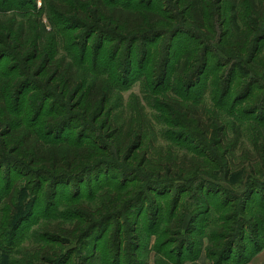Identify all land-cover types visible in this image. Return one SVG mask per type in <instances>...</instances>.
<instances>
[{"label": "rangeland", "instance_id": "1", "mask_svg": "<svg viewBox=\"0 0 264 264\" xmlns=\"http://www.w3.org/2000/svg\"><path fill=\"white\" fill-rule=\"evenodd\" d=\"M26 1L28 0L23 3ZM33 1L32 8L35 4L38 11L43 9L45 0ZM106 1L110 3L111 0ZM261 1L264 2V0H256L259 4ZM9 4L11 3L5 4V7ZM112 4L129 8H144L153 5V8L159 9L156 12L173 17L170 19L167 16L168 34L157 37L151 35L145 38L141 35L142 37L140 36L137 42H133L132 37L111 40L98 33H93L88 36V40L76 38L79 42L78 46L72 47L69 51L67 48L73 46L75 41L70 34L82 35L84 31L72 28L66 30L69 35L63 37L57 32L58 26L52 27L48 7L43 9L41 22L44 23L47 32H51V36L55 37L53 39L55 46L49 48L56 51V58L63 56L69 62L74 63V76L78 72L88 81L92 79L96 75L90 67L93 59L98 61L97 71L100 75L106 71L105 75L101 76L107 77L111 73L121 75L118 78L121 84H116V89H113L112 98L106 109L97 111L94 116L92 113H87L90 121L86 123L88 132H85V135H90L97 140L98 144L107 145L111 150L115 140L117 143L118 135H125V131L129 128L138 130L137 119L142 125L144 124L149 134L142 139L141 146L135 148L132 153L130 146H125L123 149L119 148L120 154L115 156L108 154L102 157V160L109 161L111 164L98 167V170L84 177L80 182L67 180L56 185L48 183L45 184V188H41L39 180L34 175L25 176L18 170L1 168L0 242L10 250L4 257V264H48L36 257L40 256L44 246L48 248V245H51L47 243L48 240L39 237L45 236L42 234L46 230L59 231L61 228L71 231L74 227L73 223L78 220L73 219L75 216L70 219L72 216L68 215L78 204L82 207L83 213H86V210L92 211L90 213L92 215L85 217L88 221L98 219L100 222V225L93 228L95 234L104 235V238L97 243L100 259L105 258L104 252L107 257H110L114 249L112 245L115 243L116 226H124V236L129 239L131 236L126 231L127 225L132 227L136 221L137 214H133L134 208L128 212L125 210L126 213L123 214L120 212L124 211V207L120 206L121 202L125 201L123 204H126L143 185L142 180L132 178L142 179L141 173L149 181L157 179L158 175L164 173L162 166L168 164L170 167L171 163H165L160 159V157L165 159L168 153H173L171 162H176L180 166L188 164L189 157L195 155L196 161H201L207 172L202 177L212 179L216 184L208 186L201 183L198 195L196 186L199 180H196L198 177L195 176L193 181L188 183L190 187H193V192L183 189L176 192L169 188L151 191L150 200L147 201L143 212L140 211L142 213L135 232L139 242L123 241V246L126 247V250L123 247L124 256H131L128 253H132L134 246L139 245L140 249L137 252L140 264H217L216 258L210 256L209 250L215 247L214 242L219 241V238L224 241L222 244L224 247L231 239L236 243L233 252L227 256L224 264H264V230L257 232L254 226L264 221V176H262L264 175V147L261 146L263 148L259 153L253 143L258 140L256 135L259 131H262L261 136L264 137V63L257 66V70L252 69L257 64L258 58L264 55V36L259 42L260 50L257 57L253 58L251 63L248 62L249 53L246 55V52H243L242 65L251 70L250 75H253L252 77H255L257 82L254 83V79L249 76H240L239 72L229 79L226 77L228 66H223L220 60L226 55L219 46L224 41L221 42L222 39L211 41L200 38L197 33L187 32L185 29L187 27L190 29L191 25L181 24L183 21L179 10L171 0H112ZM13 6L19 5L13 4ZM31 9L28 14L31 13ZM12 14L13 11H8V15ZM27 17L28 15L19 17V20L27 21ZM177 26L186 28H176ZM259 30V35H264V28L260 27ZM66 38L69 39L68 44L67 40H64ZM45 40L52 41L49 38ZM258 40L253 39L252 47ZM84 41L86 50L82 52ZM185 54L197 57L199 62L193 63V70L182 82L175 79V71L179 59ZM80 56L86 57V64L79 62ZM206 56L209 62L204 67L200 61ZM10 61L11 58L4 57L0 62V68L4 69ZM217 77L220 78L216 79ZM215 79L219 82L218 87L217 83H213ZM30 81L33 80H29V86L22 90L20 96L23 104L19 110L23 114L25 124L40 125L45 135L54 131L52 135L54 139L56 137L60 139L67 136L76 137L82 129L73 126L79 127L80 120H75L68 114L72 112L80 117L78 115H81L80 107L76 109L65 108V106L57 107L56 102L50 103L49 101L46 102L40 118L36 120L37 115L39 116L38 106L35 103V110L34 107L29 106L28 101L33 98L32 92L35 93L34 89L37 84L34 81L30 83ZM172 83L177 84V92L172 90ZM247 89L249 93L246 96H239ZM81 94L82 92H74L68 102L77 104L81 100ZM165 97L177 98L191 105L199 101L203 102L197 107H199L204 126L209 124L210 117L214 114L215 117L220 118V124L228 128L230 138L237 136L235 131L237 127L241 128V136L237 149L231 157L232 164L229 168H225V171L218 170L217 165L222 160L220 156L222 150L216 146L219 141L216 133L214 136L209 135L205 138L199 135L198 130L191 126L189 121L180 118L177 121L178 126H174L166 120V112L161 105ZM232 104L233 110L230 109ZM58 109L63 111L60 117L53 114V111L56 112ZM67 117H71L68 122L57 125ZM106 120L107 122L110 120L111 127L105 126ZM112 131L117 132L118 135L110 137ZM136 141L137 138L133 137L131 142L133 144ZM145 156L152 160L150 167L141 165ZM116 163L122 165L123 169L129 168L132 177L129 176L130 179H127L120 171L110 169L109 165ZM244 167L247 170L250 167L256 169L258 174L254 173V176L262 179L261 183L255 184L246 198L235 200L227 197L229 194L221 189H237L238 193L246 192L245 183L248 174L238 171ZM136 171H141L139 176L135 174ZM166 175L163 178L169 177V175L165 177ZM99 183L103 185L98 187ZM10 195L13 198H10ZM15 205L18 208L17 213H13ZM106 207L109 210L105 209ZM8 220H10L9 227H6ZM180 223L181 227H179ZM246 223L248 225L244 227ZM174 225L176 229L173 228ZM182 240L186 241L184 249L178 246ZM89 241L94 243V238ZM68 246H76V244L68 243L63 248L67 249ZM84 246L85 244H82L76 249L78 253L69 259L68 264H81L79 256L83 252L91 251L93 247L92 244L88 247ZM55 247L61 248L62 246L57 244Z\"/></svg>", "mask_w": 264, "mask_h": 264}, {"label": "trees", "instance_id": "2", "mask_svg": "<svg viewBox=\"0 0 264 264\" xmlns=\"http://www.w3.org/2000/svg\"><path fill=\"white\" fill-rule=\"evenodd\" d=\"M24 1L0 0V62L4 57L11 58L10 63L4 69L0 68V169L5 167L9 170H18L22 174L24 173L25 176H29L30 174L34 175L39 180L41 188H45V184L48 183L56 185L67 180L70 182L78 180L77 182H80L81 179L98 170V167L111 164L109 161L102 160V157L105 155L110 154L111 156H115L120 154L119 148L123 149L125 146H130L129 149H131L132 153L135 148L141 146L142 139L149 134V131L144 127V124L142 125L139 119L136 120V123L139 122L138 130L129 128L125 131V135L120 134L121 137L117 132L114 133L112 131L110 137L118 135V138L117 143L115 140L112 144L113 148L111 150L107 145L102 146L98 144L97 140H94L90 135H85V132H88L86 123L90 121L88 114L92 113L94 116L97 111L106 109L107 104L112 98L113 89H116V84H121L118 81L121 75L119 73H111L109 75L111 78L109 76H107L108 78L101 76L105 75L106 71L100 75L97 71L99 68L98 61L93 59L90 67L96 75L92 79L88 81L85 76L78 72L74 76V63L69 62L63 56L56 58V51L49 48L55 46L53 40L55 37L51 36V32H47L44 23L41 22V15L44 13L43 9L46 7L49 8L51 25L53 28L58 26L59 29H57V32L63 37H67L69 34L66 33V30H71L72 28L84 31L82 35L70 34L75 41L73 40V46L67 48L69 51L72 50V47L78 46L79 42L76 38H86L85 40H88V36L93 33H98L100 36L110 38L111 40L132 37L133 42H137L141 35L143 36H141L142 38L151 35L156 37L166 36L168 34V17L170 19H173V17H170L169 14L165 15L162 12H156L159 9L153 8V5L144 8H129L114 5L112 4V0L110 3L106 0H45L44 7L43 9L41 8L42 13L41 10L38 11L36 9L35 4V7H31L34 3L33 0H28L23 3ZM171 1L179 10L180 17L183 21L181 24L191 25L190 29L189 27L185 29L187 32L190 34L197 33L200 38L203 37V39H210L211 41L214 39H222L221 42L224 41L219 46L221 47V51H224L226 55L225 58H221L220 60L223 66H228L226 68L227 78L231 79L236 72H239L241 74L240 76L253 78V75H250L251 70L242 65L244 61L243 52H246V55L249 53L248 57L250 59L248 62L251 63L253 58L257 57V53L260 50L259 42L264 36L259 35L260 27L264 28V2L261 1V4H259L256 0ZM9 2L11 4L5 7V4ZM13 4H18L19 6L15 7ZM30 9L31 13L28 14ZM8 11H13V14L11 16L8 15ZM27 15V21L19 20V17L22 18ZM176 28L186 27L177 26ZM48 38L52 39V41L45 40ZM253 39H259L254 47H252ZM64 40H67L68 44L69 39L66 38ZM85 50L86 46L84 41L82 52ZM196 58L191 54H185L179 59L175 71V79L177 81L181 80L184 82L188 78L193 70V63L199 62V59ZM85 59L86 57L80 56L79 62L86 64ZM208 62L209 59L207 56L200 61L204 67L208 65ZM263 63L264 55L258 58L257 64L252 69L257 70V66ZM218 78L220 77L216 79ZM216 79L213 83H217L218 87L219 82ZM253 79L255 81L254 83H256V78L254 77ZM29 80H33L37 84V87L34 89L35 93L32 92V95L34 94L33 98L28 101L31 108L34 107L36 110L35 103L38 106L37 111L39 112V116L37 115L36 120L40 118V114L45 109L46 102L49 101L50 103L56 102L55 105L57 107L65 106V108L75 109L80 107L81 115L78 114L80 117L75 116L72 112L68 115L72 116L75 120H80L79 127L76 125L73 127L80 128L83 131H79L76 137L67 136L61 139L56 137L58 139L56 140L52 136L54 131L51 133L48 132L45 135L40 125L25 124L22 117L23 114L19 110L23 104V101H20V96L22 90L26 86H29ZM33 81H30V83ZM172 86V90L177 92V84L172 83ZM74 92H82L81 100L77 104L68 102ZM248 93L247 89L239 96H246ZM222 99L220 101L221 103L223 102ZM64 102H68V105ZM202 103L199 101L195 105H191L190 103H185L173 97H165L161 101V105L166 112V120L173 123L174 126H178L177 121L181 118L184 121H189L190 125L198 130L199 135L205 138L209 135L214 136L215 133V135H218L219 141L216 143V146L220 148L219 150H222V153H220L222 160L217 166L219 171H225V168H229V165L232 164L231 157L237 149L242 130L240 127H237L235 129L237 136L230 138L228 128L223 127L220 124V118L215 117L214 114L210 117L209 124L204 126L199 107H197ZM230 109L233 110V104ZM62 113L63 111L60 109L56 112L53 111V114L57 117H60ZM69 118L71 117L63 120L61 118V121L57 125L59 126L63 122H68ZM108 118L110 119V116ZM109 121L107 122L106 120L105 123L107 128L111 127ZM115 130L117 129L115 128ZM261 133L262 131L258 132V135H256L258 140L253 142L259 153L261 152V148L264 147V137L261 136ZM133 137H136L137 141L132 144ZM262 145L263 147H261ZM172 155L173 153H168L165 159L160 157L165 163H171V168L168 164L162 166L164 173L158 175L157 179L152 180L153 182L149 181L145 175L143 176L140 173L141 171H136L135 174L138 175L140 173L142 179L139 177L137 179L133 177L132 179L142 180L143 185L137 194L132 199H129L126 204H123L125 201L121 202L120 206L124 207V211L120 212L123 214L125 210L128 212L134 208L135 211L133 214H137L135 217L137 222L135 221L132 227L127 225L126 231L131 236L129 239H126L124 236V226H116V233L114 235L115 243L112 245L114 249L110 257H107L104 252L103 256L105 258L103 260L100 259L97 251V243L104 238V235L95 234L93 231V228L100 225V222L98 219H93L92 221L90 219L88 221L85 217L92 215L90 214L92 211L86 210L87 212L83 213L84 211L79 204L68 215L72 216L70 219L75 216L73 219L78 220L76 222L70 221L75 222L73 223V229L68 231L59 227V231H44L42 235L45 236L39 238L48 240L47 243L51 245H48V248L44 246L40 256L37 255L36 257L40 258V261L48 264H68L69 259L78 253V251L76 252L78 247L82 244H85L87 247L92 244L91 251L83 252L79 256L81 264H140L141 262L137 252L140 249L139 245L134 246V249L131 250L132 253H128L131 256L125 255V257L123 254V241L134 240L135 243L139 242L138 235L135 232L140 214L143 212L147 201L150 200V192L163 190V188L164 190L168 188L176 190V192L181 189L193 192V187H190L191 185H188V183L193 181L195 176L198 177L196 180H199L196 191L201 189V183L208 186H215L216 184L212 179L202 177L207 172L201 164V161H196L195 155L189 157L188 164L183 163L184 165L181 166L177 165L176 162H171ZM228 157L230 159H227ZM118 164L109 165L110 169H116L121 172L123 177L130 179L128 178L129 176L132 177V174L129 173L130 169L126 167L123 169L122 165ZM141 165L150 167L152 160L147 159L145 156ZM238 171H243V174H248L245 183L247 186L246 192L238 193L236 191L237 189H221L224 193L229 194L227 197L235 200L236 198H246L249 190L254 188L253 186L255 184L258 185V183H261L262 180L254 176V173L258 174L254 168L252 169L250 167L247 170L244 167L238 169ZM165 174H167L165 177L168 175L169 177L163 178ZM101 185L103 184L99 183L98 187ZM197 194L199 195V191ZM9 197L13 198L12 195ZM144 199L145 201H143ZM105 209L109 210L108 207ZM140 211L142 212L140 213ZM17 212L18 208L15 205L13 213ZM9 221H7L6 227H9ZM246 225L248 223L244 227ZM254 226H256L257 232L261 229L264 230V221L259 224L256 223ZM179 227H181V223ZM173 228L176 229L177 227L174 225ZM93 238L94 243L89 241ZM218 240L214 242L215 247L209 250V254L211 257L216 258L217 264H224L227 256L233 252L236 243L231 239L228 245L224 247L222 246L224 241H221L222 239L219 238ZM68 243H75L76 246H68L67 249H64L63 246ZM57 244L62 247H55ZM185 244L186 241L182 240L178 246L184 249L186 247ZM124 248L126 250V247ZM9 252L10 250L0 242V264H4V257Z\"/></svg>", "mask_w": 264, "mask_h": 264}]
</instances>
